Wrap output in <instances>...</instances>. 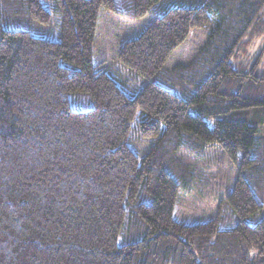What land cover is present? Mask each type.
I'll return each mask as SVG.
<instances>
[{"label":"trees","instance_id":"1","mask_svg":"<svg viewBox=\"0 0 264 264\" xmlns=\"http://www.w3.org/2000/svg\"><path fill=\"white\" fill-rule=\"evenodd\" d=\"M3 1L0 264H264V132L244 120L264 112V0ZM102 11L152 18L116 58L142 87L96 63ZM53 17L59 41L32 34ZM193 30L203 45L168 69ZM212 146L237 169L231 229L174 218L178 153Z\"/></svg>","mask_w":264,"mask_h":264},{"label":"rangeland","instance_id":"2","mask_svg":"<svg viewBox=\"0 0 264 264\" xmlns=\"http://www.w3.org/2000/svg\"><path fill=\"white\" fill-rule=\"evenodd\" d=\"M8 4L11 6L13 2ZM3 5L4 1L0 0V17L6 19V15L2 11ZM151 21L152 18L149 15L142 20H131L127 17L102 11L95 35L94 54L96 63L102 69H107L108 72L116 70L126 76L127 73L116 63L118 51L125 41L139 36ZM28 27L35 36L59 41V24L55 17L52 18L49 25L29 22ZM205 36L203 31H191L187 40L172 53L166 67L171 69L176 64L187 63L198 48L203 45ZM262 45L263 42L255 43L250 49V53L257 54ZM263 65L264 56L260 69ZM126 77L132 83V87L135 83L138 87L143 86L141 81H135L129 76ZM258 113L256 115V112H249L244 120L258 128L257 143L260 145L264 132V112ZM134 140L131 147L140 157H143L149 151L151 143ZM194 154L184 151L178 153V157L190 166L191 175H188L187 185L180 192L174 210V218L187 225H193L220 217L221 228H233L237 221L236 217L227 205L222 204V200L232 188L237 173L236 167L223 150L217 146L205 148L204 152L198 156Z\"/></svg>","mask_w":264,"mask_h":264}]
</instances>
